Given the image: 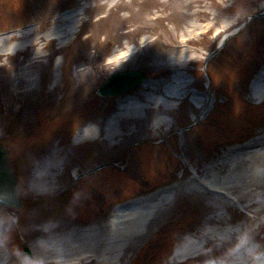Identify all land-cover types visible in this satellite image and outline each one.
I'll use <instances>...</instances> for the list:
<instances>
[{"label":"rangeland","instance_id":"rangeland-1","mask_svg":"<svg viewBox=\"0 0 264 264\" xmlns=\"http://www.w3.org/2000/svg\"><path fill=\"white\" fill-rule=\"evenodd\" d=\"M25 1L27 4H24ZM75 2L76 0H0V30L12 28L27 18H33L34 24L37 21L40 23V26L33 27L32 32L0 41V51L11 44L19 51L18 59H15L18 60L17 63L15 60L10 61L5 70L0 71V111L9 112L13 89L19 90L22 86L27 89L37 85L40 77L43 83L51 85L55 80H52L53 72H60L59 68L55 70L56 65H62V84L64 83L65 92H68L67 98L71 95L76 97V115L83 117L89 113V101L85 100L89 91L115 71L125 68L143 69L159 75L160 82L152 80L130 94L137 101L140 100L137 103L123 104L122 108L117 109L112 100L101 99L102 103L98 102L102 106L96 107L105 108V116L99 115L96 121L90 120V124L95 122L92 126L96 136L93 147L100 154L98 162L108 157L122 165L125 159L122 151L126 145L142 139L148 141L131 153V162L137 164L133 168L135 173L139 172V157L146 153L145 178H134L131 173L118 179L106 176L98 178L94 184L99 190H92L85 196L87 198V195H93L96 207L84 215L73 205L82 201V196L75 195V189L53 202V207L38 204L17 212L0 213L2 228L7 229L9 244L16 253L14 264H30L20 246V233L29 240L38 241L41 235L44 239L46 235L47 238L62 239L58 240V247L48 250L46 245L45 249L37 245L40 264H46V259L59 257V251L74 253L66 259L70 264H197L205 257L213 259L214 264H221L227 258L234 260L246 249L249 250L241 256L249 255L257 247L255 241L260 240L263 245L264 149L239 155L235 159L221 158L223 153L225 156L229 145H236L264 129V114L259 116L251 113L256 103L246 95L249 82L259 78L256 69L264 64V19L257 17L264 11V0H119L121 10L97 26L93 24V19L96 15L107 12L106 5L109 3L99 7L91 6L88 7L90 9L85 8L86 10L69 16L61 15L66 9L57 12L58 8ZM247 20L251 23L240 34L238 41L232 39L228 42L224 56L220 59L214 57L206 63L223 35L234 32ZM45 26H49V30L44 33L41 29ZM82 29L84 34L92 35L91 38H80L69 49L60 46L71 44L77 35L76 31L81 33ZM145 40L151 41L142 44ZM137 49L139 51L135 53ZM121 50L127 52L125 62L115 60V63H107L115 54L122 53ZM44 51L43 71L34 67L36 63L33 62L29 68L24 67ZM0 62L4 63L3 60ZM78 67L84 70L76 72ZM14 69H20L21 72L13 74ZM49 74H52L50 79ZM209 74L212 76L211 83L208 81ZM190 75L195 77L188 79L186 84L196 91L202 92V88L210 84L219 93V97L214 98L215 110L206 122L194 127L191 132L183 131L172 135L166 145L155 153L151 142L164 139L169 133L195 122L194 113L202 100L193 96L181 99L177 86L173 84L176 83V78ZM3 76L10 78L13 88L9 86V79H3L2 82ZM16 77L20 80L18 84ZM158 99L165 104L157 101ZM72 102L69 99L61 113L70 112L68 105ZM106 102H109L108 106L105 105ZM117 111L118 115L112 117ZM250 113L252 116H249ZM162 115L166 116L161 121ZM28 118L26 115L19 116L18 121L24 124ZM14 123L8 116L0 115V134L7 142L16 133L15 127H12ZM2 124H6V127H1ZM69 142H72L71 145L67 143L54 154L45 156V160L51 165L62 161L60 166L52 167L54 177L61 174L70 176L76 171H82L76 165L94 157L71 156L73 149L77 147L76 138L73 140L72 137ZM100 145L102 149H99ZM105 147H112L115 150L113 155L106 153ZM67 161L70 167L75 166L72 170L66 168ZM55 167L59 168L54 171ZM193 170L198 171L203 181L213 180L214 184L226 188L232 197L240 199V203L227 204L224 200L215 199L201 191L196 180L190 178ZM105 172L118 174L116 169H106L103 173ZM131 178L134 179L128 186L127 181ZM188 181L192 184H187ZM165 182L177 185L176 195L165 200L140 230L135 228L123 232V228H119L118 231H110L109 235H78L80 233L77 228L80 225L84 226L99 218L98 206L112 200L126 199ZM38 183L30 175L22 181L24 198L32 199V193L45 194ZM48 183L47 187L51 189V185L55 187L61 182L49 180ZM12 215L17 218L16 222H12ZM50 221L52 226L48 227L47 222ZM240 223L241 229L238 227ZM69 235L74 239L73 242L82 246L79 251H71L63 244L64 241L68 242ZM152 240H161V247H149ZM185 241L191 248L184 256L170 257L173 245L177 243L178 246ZM85 252L94 253L96 257L79 261L78 257Z\"/></svg>","mask_w":264,"mask_h":264},{"label":"water","instance_id":"water-1","mask_svg":"<svg viewBox=\"0 0 264 264\" xmlns=\"http://www.w3.org/2000/svg\"><path fill=\"white\" fill-rule=\"evenodd\" d=\"M135 75L142 76L141 73H130L127 75V77L128 79H131L132 76ZM133 81H137V79L134 78ZM124 88L117 89L113 87L112 89L118 91V90H123ZM107 92H113V91L109 90ZM11 173L13 172L6 159L5 150L0 145V205L3 203H7L11 205H19V201L16 195V188H15L16 180L14 175L12 176Z\"/></svg>","mask_w":264,"mask_h":264},{"label":"bare ground","instance_id":"bare-ground-1","mask_svg":"<svg viewBox=\"0 0 264 264\" xmlns=\"http://www.w3.org/2000/svg\"><path fill=\"white\" fill-rule=\"evenodd\" d=\"M8 50L11 51L10 49H8ZM260 87L264 88V84L261 85ZM258 90H259V86H258ZM258 90L255 91V97L258 100H261L262 97L264 96V89H260V91H258ZM160 101H161V99H160ZM169 106H174V105H169ZM234 159H235V157H234ZM210 181L214 184L213 180H210ZM214 185L215 186H220V185H216V184H214ZM166 197H169V196L162 195L160 197V199L158 201H156L152 205V207L150 209H148V210H146V209H144V210H142V209H132V210H128V211H121L119 213V216L114 219L112 224H115V223L120 221V223H122L121 227H125V230L127 231L130 228H132L134 225L141 223V221H146V219L144 217L146 215H149L151 213V211L153 210L152 208L157 206L158 203L160 202V200L163 199V198H166ZM137 214H140V216H138ZM103 232L104 231L102 230L101 232L97 233L96 236L101 235ZM117 233H119V232H117ZM188 250H189V247H184V249L179 253V255L185 254ZM82 255H84V254H82ZM67 257H68V255H67ZM257 264H259V262Z\"/></svg>","mask_w":264,"mask_h":264}]
</instances>
